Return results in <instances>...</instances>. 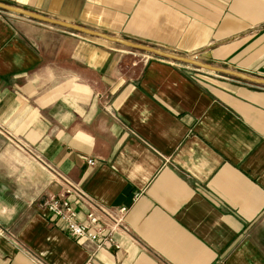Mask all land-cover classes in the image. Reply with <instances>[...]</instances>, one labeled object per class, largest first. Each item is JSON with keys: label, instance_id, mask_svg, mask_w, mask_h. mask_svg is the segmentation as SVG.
Masks as SVG:
<instances>
[{"label": "crops", "instance_id": "0c3cea01", "mask_svg": "<svg viewBox=\"0 0 264 264\" xmlns=\"http://www.w3.org/2000/svg\"><path fill=\"white\" fill-rule=\"evenodd\" d=\"M0 1L264 78V0ZM0 10V264H264L263 84Z\"/></svg>", "mask_w": 264, "mask_h": 264}, {"label": "built area", "instance_id": "2783aa9c", "mask_svg": "<svg viewBox=\"0 0 264 264\" xmlns=\"http://www.w3.org/2000/svg\"><path fill=\"white\" fill-rule=\"evenodd\" d=\"M89 163L93 164V161ZM71 191L61 193L59 196H51L45 203L46 212L58 217L66 226L69 235L77 238H87L98 240L103 238L102 243L111 242L116 245L113 240L115 231L126 228L127 207H119L105 212L110 223L100 224L101 219L98 215L91 212L87 216L86 223H78L75 221L76 212L72 207L70 200ZM85 264H97L93 258H89Z\"/></svg>", "mask_w": 264, "mask_h": 264}, {"label": "water", "instance_id": "95a60500", "mask_svg": "<svg viewBox=\"0 0 264 264\" xmlns=\"http://www.w3.org/2000/svg\"><path fill=\"white\" fill-rule=\"evenodd\" d=\"M0 9H3L8 12L16 13L19 15H23L31 19L41 21L44 23H48L51 25L60 26L66 29L77 31L79 33H83L89 36H93V37L101 38V39H104L110 42L118 43L128 48L144 51V52H147V53H150V54L162 57V58H167V59L174 60V61H180V62L192 64V65H195L203 69L228 74V75L235 76V77H238V78L250 81V82L264 85V78L255 77V76L243 73V72H238V71L224 68V67L214 66V65L205 63L203 61H200L198 59H194V58L187 57L184 55H179V54H176V53H173V52H170V51H167V50H164V49L152 46V45L139 43V42H135V41L125 39L122 37L110 35L108 33H104V32H101V31H98V30H95V29H92V28H89V27H86L80 24L54 18V17L48 16V15H45V14H42L36 11H32V10L25 9V8H22L16 5H12V4L3 2V1H0Z\"/></svg>", "mask_w": 264, "mask_h": 264}, {"label": "rangeland", "instance_id": "374dc122", "mask_svg": "<svg viewBox=\"0 0 264 264\" xmlns=\"http://www.w3.org/2000/svg\"><path fill=\"white\" fill-rule=\"evenodd\" d=\"M70 4H71V2L69 1V0H67L64 4H63V6H67V8H69L70 7ZM63 6H62V8H63ZM1 11V10H0ZM67 13H70V14H72V11L70 10V9H67V11H66ZM48 16H50V15H48ZM19 17H23V16H19ZM51 17H53V16H51ZM24 19H29V18H25V17H23ZM54 18H57V17H54ZM58 19H60V18H58ZM61 20H63V19H61ZM31 21V20H30ZM33 21V20H32ZM31 23H35V22H31ZM45 26V27H47V28H51V27H53V29H55L56 31H59V32H61V33H63V31L65 32V33H68V34H71V37L73 38V37H75V38H77V39H83V40H90V41H98V40H96L95 38H91L90 36H87V35H84V34H82V33H79V32H75V31H72V30H67V29H64V28H61V27H58V26H54V25H50V24H46V23H42V25L41 26ZM68 34H65V35H68ZM118 47H120V49H124V50H126V51H130L131 53H136V54H145V55H147V53L146 52H140L139 50H133V49H128V48H125V47H122V46H118ZM165 50V49H164ZM155 57V56H154Z\"/></svg>", "mask_w": 264, "mask_h": 264}]
</instances>
